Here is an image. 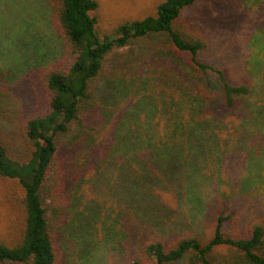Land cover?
<instances>
[{"label": "trees", "instance_id": "trees-1", "mask_svg": "<svg viewBox=\"0 0 264 264\" xmlns=\"http://www.w3.org/2000/svg\"><path fill=\"white\" fill-rule=\"evenodd\" d=\"M199 1L161 0L155 14L124 18L102 34L99 0H49L50 33L38 28L47 12L34 3L0 0V57L11 47L26 50L12 59L15 66L4 58L0 65V177L19 185L4 193L0 264H76L90 247L127 250L124 264H264L263 224L242 226L245 218L229 211L201 232L189 220L194 204L223 195L225 183L236 199L264 192L243 182L238 167L226 168L234 154L222 138L227 133L209 137L201 129L212 111L252 130L264 124V22L242 72L248 81L233 82L202 59L208 41L182 19ZM4 22L18 28L13 39L3 37ZM143 38L161 40L160 59L178 55L180 68L145 69L147 60L131 48ZM29 51L36 56L30 64ZM21 64L38 75L46 106L22 123L32 142L27 159L10 154L2 137ZM61 136L78 149L71 161ZM249 163L247 175L259 170L256 157Z\"/></svg>", "mask_w": 264, "mask_h": 264}, {"label": "rangeland", "instance_id": "rangeland-1", "mask_svg": "<svg viewBox=\"0 0 264 264\" xmlns=\"http://www.w3.org/2000/svg\"><path fill=\"white\" fill-rule=\"evenodd\" d=\"M16 3L28 4L38 11L42 16L47 17L50 14L49 0H14ZM99 21L97 24L98 30L104 34L114 28L118 22L124 18H140L149 14H155L156 5L161 0H99ZM256 0H201L193 6L187 8L183 14L182 19L197 27L202 35L208 41V47L202 52V59L226 72L229 80L233 82H247L248 78L243 76L245 66L248 63L251 53V44L254 34L264 22V16L259 18V13L264 14V2L259 1V5H253ZM250 2V3H248ZM23 8L17 9L16 14H21ZM29 10H27V14ZM41 17V16H39ZM38 23V28L42 33H50V19L48 17ZM12 24L11 26H7ZM37 28V29H38ZM3 37L13 39V35L18 33V28L11 22L2 23ZM1 30V31H2ZM35 31V30H34ZM161 41V40H160ZM158 40H150L149 38L137 39L131 45L134 55H142L146 61L144 64L145 69L149 68L154 70L155 66L163 67L169 63L167 68H180L181 64L178 62V55L173 59L169 55L160 59V49L163 45ZM3 45V44H2ZM0 45V46H2ZM10 48L11 44H7ZM45 48V47H44ZM128 49V48H127ZM13 52H12V51ZM49 49L42 50L46 55ZM9 52V53H8ZM8 54L1 55L5 63L11 62L15 59L21 60V54L25 53L24 47L19 51L10 48ZM31 59L27 61L28 64L35 62L36 56L32 55L29 51ZM0 57V65L6 66ZM50 56L47 54V61ZM151 59V60H150ZM153 62V63H151ZM173 62V63H172ZM27 65H19L16 74L20 79L12 88L9 93L11 96V105L7 104V110L10 115V122L4 124L2 137L4 143L9 147V153L20 159H27L32 150V142L27 141L22 135V123L30 115L38 114L41 110L45 109L44 89L39 81V77L33 73H24ZM216 111L209 113L208 118L201 129L211 136L212 132L223 131L227 133L224 137V142L227 148L234 154L232 158H227L226 168L228 171L235 166L240 169L238 174L239 178H247L243 182L250 183L252 186L264 187V124L256 130H252V126L248 123L246 125H237L239 120L231 117L220 119ZM61 149L65 153L67 160L73 159L77 147L70 144L74 141L69 137H60ZM221 145V144H220ZM222 147V145H221ZM251 157H256L258 160V171L253 174L247 175L248 167L252 164L249 163ZM83 161V158L82 160ZM257 163V162H256ZM254 168V167H253ZM71 175L77 171L72 166ZM232 172V171H231ZM76 172V178L79 175ZM229 173L222 174L224 178H229ZM235 176V174H233ZM202 183V182H201ZM210 188L216 189V184L205 182ZM226 185V186H225ZM19 185L11 179H4L0 177V228L6 224L5 204L6 198L4 193L12 192ZM205 188V186H203ZM225 193H210L206 196V205L202 206L201 203L196 202L193 209L190 210L191 215L189 220L194 223V229L199 231H206L213 227V221L218 214L226 212H237L240 214L241 225L244 226L250 223H260L264 225V192L254 191L252 196H243L236 199V196L230 194L231 185L225 183L221 185ZM90 191V189L87 187ZM88 191V192H89ZM90 193V192H89ZM92 195L95 196V190L91 189ZM90 193V194H91ZM6 195V194H5ZM216 196V197H215ZM97 197V196H96ZM247 198V199H246ZM190 209L189 206H184V211ZM101 256V254H103ZM127 250L122 252L111 253V251L103 250L98 253V250L93 251L91 247L87 254L76 258V264H124L126 260ZM182 261V260H180ZM177 264H183L177 263Z\"/></svg>", "mask_w": 264, "mask_h": 264}]
</instances>
